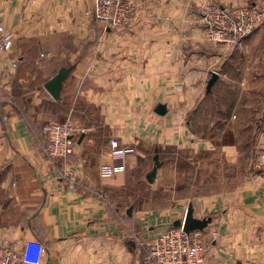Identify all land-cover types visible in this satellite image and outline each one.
<instances>
[{
    "label": "crops",
    "instance_id": "1",
    "mask_svg": "<svg viewBox=\"0 0 264 264\" xmlns=\"http://www.w3.org/2000/svg\"><path fill=\"white\" fill-rule=\"evenodd\" d=\"M130 1L129 23L109 28L91 15L94 0H0V37H12L0 49V246L19 250L20 264H140L145 244L180 224L190 207L207 221L205 264H264L263 106L251 144L254 169L233 192L145 207L126 187L128 171L146 160L157 164L167 147L214 149L217 142L196 127L209 102L264 86V71L229 77L236 50L210 44L202 22L207 2L249 0ZM243 46L250 56L264 46V28ZM68 66L54 99L44 84ZM211 72L218 78L206 91ZM221 111L216 129L233 131ZM51 120L83 129L65 159L50 161L44 151L42 126ZM111 139L127 150L123 163ZM220 143L227 156L237 144ZM103 163L114 165L113 176H99ZM65 167L76 172L72 186Z\"/></svg>",
    "mask_w": 264,
    "mask_h": 264
},
{
    "label": "rangeland",
    "instance_id": "2",
    "mask_svg": "<svg viewBox=\"0 0 264 264\" xmlns=\"http://www.w3.org/2000/svg\"><path fill=\"white\" fill-rule=\"evenodd\" d=\"M262 27L264 28V21L247 38ZM243 47L234 49L236 52H234L233 58L236 64H232L229 71V77L236 78L237 81L239 77L246 75V70L250 72L264 71V46L256 50L255 53L251 52L252 56L244 51ZM237 81L236 88L241 87ZM240 90L242 91L240 92ZM251 91L239 88L232 93L229 100L219 101L218 107L217 104L209 102L210 110H206L207 115H203L196 125L197 128L202 129V131L198 129L199 134L208 140H214L218 145L225 141L237 143L230 155H225L220 146L216 144L212 150L197 151L167 147L161 150L160 155L157 156L158 169L154 181L149 183L145 178L153 165L150 160H146L127 172V190L132 189L137 193V201H140L141 205L145 207L179 204L183 207L187 200H191L190 203H192L201 197L211 198L212 195L227 194L236 190L241 186L243 178L254 169L250 161V158L255 156L251 144L255 129L259 125V112H262V106L264 107V86L258 89L252 88ZM233 101H236V107L232 108V106L229 109V104ZM217 108L219 111L222 109V113L228 114H223L228 121L225 126L228 129L230 123L233 131L222 133L216 129L220 124L218 122L219 115L217 116L216 113ZM250 128L251 132H248ZM204 137L202 140L206 141L207 139ZM121 196L124 204L130 203V197Z\"/></svg>",
    "mask_w": 264,
    "mask_h": 264
},
{
    "label": "built area",
    "instance_id": "3",
    "mask_svg": "<svg viewBox=\"0 0 264 264\" xmlns=\"http://www.w3.org/2000/svg\"><path fill=\"white\" fill-rule=\"evenodd\" d=\"M133 11L134 5L130 0H94L91 15L103 27L117 28L129 23ZM201 15L205 26V39L210 44H224L233 49H241L245 39L264 21V0H252L240 5H222L211 1L202 6ZM0 38V49H8L11 35L6 33ZM82 131L81 127L70 121L45 123L42 126V135L48 159L54 161L70 155L75 145L74 137ZM110 143L123 163L127 150L120 147L116 139H111ZM114 173L115 167L111 163L99 166L98 174L102 178H109ZM62 175L71 186L77 180L76 172L71 168L65 167ZM182 221L145 244L140 264H205L206 244L203 229L186 232ZM211 236H216V232H212ZM21 258L23 259V254L14 247L0 246V264H20Z\"/></svg>",
    "mask_w": 264,
    "mask_h": 264
},
{
    "label": "water",
    "instance_id": "4",
    "mask_svg": "<svg viewBox=\"0 0 264 264\" xmlns=\"http://www.w3.org/2000/svg\"><path fill=\"white\" fill-rule=\"evenodd\" d=\"M71 69L72 66L59 68L57 73L54 76H52L48 81H46V83L44 84V88L52 98L54 99L60 98V92L62 90L63 81L66 79ZM217 78H218V73L211 72L210 78L208 79L206 84V91H211V87ZM263 96H264V92H263ZM156 112L159 115H164L166 112L165 105L163 104L157 105ZM82 136L83 135H81L80 138H82ZM157 169H158L157 164L154 163L151 170L145 175V178L149 183H152L154 181L156 177ZM127 213L128 214L131 213V207L128 208ZM206 224L207 221L205 219H196L193 216L190 207L186 209L182 221L183 229L186 232H190L195 229L202 230Z\"/></svg>",
    "mask_w": 264,
    "mask_h": 264
},
{
    "label": "trees",
    "instance_id": "5",
    "mask_svg": "<svg viewBox=\"0 0 264 264\" xmlns=\"http://www.w3.org/2000/svg\"><path fill=\"white\" fill-rule=\"evenodd\" d=\"M174 225H179V223H178V224L176 223V224H174Z\"/></svg>",
    "mask_w": 264,
    "mask_h": 264
}]
</instances>
